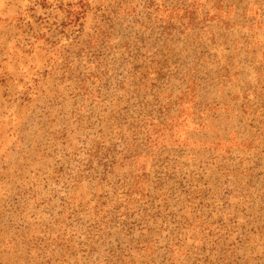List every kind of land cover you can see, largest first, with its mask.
Returning <instances> with one entry per match:
<instances>
[{
	"label": "rangeland",
	"instance_id": "obj_1",
	"mask_svg": "<svg viewBox=\"0 0 264 264\" xmlns=\"http://www.w3.org/2000/svg\"><path fill=\"white\" fill-rule=\"evenodd\" d=\"M0 264H264V0H0Z\"/></svg>",
	"mask_w": 264,
	"mask_h": 264
}]
</instances>
